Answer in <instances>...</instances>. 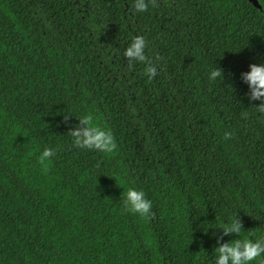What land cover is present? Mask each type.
<instances>
[{
    "label": "trees",
    "instance_id": "1",
    "mask_svg": "<svg viewBox=\"0 0 264 264\" xmlns=\"http://www.w3.org/2000/svg\"><path fill=\"white\" fill-rule=\"evenodd\" d=\"M256 1L0 0V264H215L264 239V98L242 76L264 63ZM85 114L114 154L72 145ZM129 186L146 220L123 210Z\"/></svg>",
    "mask_w": 264,
    "mask_h": 264
},
{
    "label": "clouds",
    "instance_id": "2",
    "mask_svg": "<svg viewBox=\"0 0 264 264\" xmlns=\"http://www.w3.org/2000/svg\"><path fill=\"white\" fill-rule=\"evenodd\" d=\"M134 8L138 12H143L148 8L145 0H134ZM145 40L142 36L132 38L130 44L124 49L123 55L132 62H144L145 56ZM145 74L151 78L156 74V66L149 61L144 68ZM220 76V70L216 69L208 74V79L214 81ZM243 80L247 82L251 88L252 98H264V63L250 64L249 71L242 74ZM258 110L264 113V102L258 106ZM80 123L84 125L82 128H76L71 131L72 145L81 149L96 150L105 155L114 154L117 149V143L110 129L101 127L98 123L93 122L90 114L80 117ZM230 133H224L227 139ZM56 149L45 147L37 157L40 165L47 170V166L51 163L50 157L55 154ZM122 208L125 212L147 219L152 215V201L145 195L143 189H137L134 186L127 187L122 193ZM220 227L224 234L229 232H240V224L233 220L231 223L223 224ZM217 255L215 264H251L252 261H258V264H264V239L255 241L250 239L234 240L230 243L226 242L216 248Z\"/></svg>",
    "mask_w": 264,
    "mask_h": 264
},
{
    "label": "water",
    "instance_id": "3",
    "mask_svg": "<svg viewBox=\"0 0 264 264\" xmlns=\"http://www.w3.org/2000/svg\"><path fill=\"white\" fill-rule=\"evenodd\" d=\"M250 2H252L253 3V5H255V6H257V7H259V5H258V3H257V1L256 0H249Z\"/></svg>",
    "mask_w": 264,
    "mask_h": 264
}]
</instances>
